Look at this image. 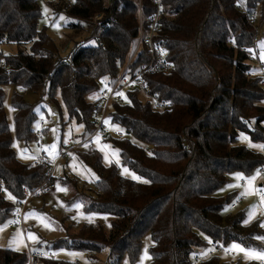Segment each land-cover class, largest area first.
Wrapping results in <instances>:
<instances>
[{
	"label": "trees",
	"instance_id": "trees-1",
	"mask_svg": "<svg viewBox=\"0 0 264 264\" xmlns=\"http://www.w3.org/2000/svg\"><path fill=\"white\" fill-rule=\"evenodd\" d=\"M46 1L51 13L71 19L66 29L78 34L59 55L49 48L46 29L37 27L39 0H0V222L10 220L24 191L41 185L46 171L43 163L17 160L3 87L17 85L51 101L58 93L69 122L82 126L83 139L97 110L92 95L119 75L140 25L145 30L156 11L152 0ZM160 3V29L154 39L166 50L172 70L146 76L145 85L150 95L168 105L158 109L140 91L126 94L127 99L113 102L107 112L109 122L125 136L103 139L143 181L122 176L113 164L104 165L94 148L74 153L98 179L82 184L63 175L59 181L72 194L67 203L79 202L86 215L112 216L110 228L62 218L63 235L48 241L44 250L82 252L89 264H96L102 254V264H121L125 257L132 264L149 235L150 264H256L243 253V258L227 261L216 252L226 255L233 243L264 252V218L245 223L247 208H230L236 194L218 195L232 175L250 179L264 166L263 150L249 146L264 145V90L259 78L246 77L253 27L258 31L264 24V0ZM98 15L97 28L92 20ZM93 34V40L76 48ZM8 45L16 49L4 54ZM69 50L74 51L72 61L63 65ZM149 59L144 45L130 62L129 74ZM11 104L16 138L24 144L37 141L34 106L19 95L12 96ZM212 244L219 250L210 251ZM0 264H27L26 251L0 247ZM40 264L78 263L56 256Z\"/></svg>",
	"mask_w": 264,
	"mask_h": 264
},
{
	"label": "rangeland",
	"instance_id": "rangeland-1",
	"mask_svg": "<svg viewBox=\"0 0 264 264\" xmlns=\"http://www.w3.org/2000/svg\"><path fill=\"white\" fill-rule=\"evenodd\" d=\"M46 3V0H39V12H41V18L37 22V27H39V29H46V33L52 43H50L49 48L59 55L63 53L67 46H69L70 42H73V39L77 38L78 34L72 29H69V27L66 29L67 23H69L71 19L61 13L54 15L51 13ZM92 22H94V20H92ZM73 23H76V21ZM87 33L88 32H85L84 36H87ZM257 35L259 36V39L256 47L259 51L260 58L261 51L264 50V48L261 47L264 45V24L258 27ZM15 49L14 45H8L7 47H4L2 51L4 54H7L13 53ZM3 89L4 112L9 126V134L12 136V150H14L15 156L20 162L31 163L39 154H41L42 151L45 152L49 159L53 160L58 155L57 147L60 143L64 144L67 141H70L73 137L75 140L80 138L83 129L74 121L71 120V122H69L65 108L60 102V96L58 93H55L54 98L51 101L46 95H43L41 98L40 95L34 94L28 89H23L17 85H8L3 87ZM13 95L21 96L24 101L34 106L36 120L32 124V130L40 133V137L37 141L24 144L16 138L13 119L14 108L11 104V98ZM94 96L95 93L92 97L94 98ZM139 98L141 99V97ZM37 143H39L40 146H37ZM93 147L100 154L101 162H103L104 165H115L119 168V173L122 176L133 180L132 176L127 172L122 174L123 169H127V167L120 162L118 149L111 147L108 142L103 140H94ZM128 171L131 172L130 170ZM131 173L136 175L134 172ZM63 175L69 177L74 176L78 178L82 184H88L97 181L98 179L90 167L80 163L75 157H73L72 160L67 161V163L61 162V165L57 167L54 174L56 179L55 189H53L48 195H39L29 200L24 210L25 213L22 220V226L15 225L13 228H9L6 226L7 221L0 222V247L21 252L25 251L27 246L32 249L44 250L45 244L48 241H53L63 235L60 220L66 217L70 222L78 225L89 222L100 223L106 231H109V222L112 220V216L106 214L86 215L81 209V206L79 208L75 207L79 202H73L71 204L67 203V200L72 197V194L70 189L62 185L59 181ZM238 177L239 176L236 174L232 175L229 182H227L222 190L218 192V195L224 196L226 193L233 190L240 191L238 189V181L240 180V177ZM139 178L140 179L137 181H143L141 177ZM262 183L264 189V179L261 181V184ZM58 187L60 190H58ZM253 197L252 194V197H249L247 201L241 205L248 206L246 211L248 219L250 213L251 219L255 217L256 213L254 208L256 205H261L264 210V202L261 201L259 203L255 197ZM227 210H230V208L227 207ZM31 237H35V239H32ZM151 243V237L145 235L142 240L139 255L136 261L132 264H150L148 249L151 247ZM145 251L149 258L142 261L141 258ZM216 253H218L217 255L221 259L227 261L233 260L237 258V256H243L239 253H231V251L226 255L221 254L220 252ZM54 255H56L58 259L71 262L76 261L78 264H89L87 255L82 252L60 250L54 252ZM98 258L100 259L96 264H102L105 260V254L98 255ZM121 264L131 263L125 257Z\"/></svg>",
	"mask_w": 264,
	"mask_h": 264
},
{
	"label": "built area",
	"instance_id": "built-area-1",
	"mask_svg": "<svg viewBox=\"0 0 264 264\" xmlns=\"http://www.w3.org/2000/svg\"><path fill=\"white\" fill-rule=\"evenodd\" d=\"M152 4L156 11L154 15L148 22V27L143 30L142 24L139 27L138 37L134 49L130 53V58L127 63L122 68V71L115 78L112 84L104 89H101L97 93V110L94 113L92 127L90 133L86 135L83 139H78L71 143L60 144L58 148V155L55 159H49L43 152L39 154L32 165L38 166L41 163L45 164L46 171L44 176V181L41 185L36 187L33 190L24 191L25 198L20 202H16L17 207L13 210L11 218L7 222L6 226L13 228L15 225L22 226V220L24 216V209L27 206L29 200L39 195H48L53 189H55L54 174L57 167L61 162H66L72 159L74 153L82 150H92L94 140H102L107 138L110 135L115 137H124L125 132L120 130H115L116 128L112 123L109 122L107 112L111 104L115 101L122 102L125 99L126 94L140 91L141 94L149 100L153 101L158 109L167 107L166 102H159L156 98L148 93L147 85H145V77L153 74L169 73L172 70V64L168 60V54L163 46L159 45L155 41L157 32L160 29L159 17L161 12V3L160 0H152ZM240 11L245 13L247 12L243 6H240ZM253 18V15L251 16ZM94 25L96 27H101L99 24L100 16L94 17ZM254 28V36L252 37L251 43V52L249 54V59L247 64L251 67L250 70L246 73L248 79L259 78L260 86L264 90V62L259 58V51L257 50L256 44L258 42L259 36L257 35L258 31L256 26ZM95 38V34L91 37L84 39L79 42L76 48H81L83 45L89 43ZM147 49V53L150 55V59L147 63L140 65L133 74H129L128 66L130 62L139 55L141 47L144 46ZM232 46V44H230ZM74 51L69 50L66 55L61 59L63 65H67L72 61ZM117 93H122L123 95H118ZM105 121H108L106 124ZM39 146V143L37 144ZM264 155V150H263ZM255 179L262 180L264 179V166H260L255 170ZM243 182V181H242ZM261 188H256L254 192V197L257 202L264 200V191H257ZM246 196L242 195L237 198L236 201L231 203L230 208L236 209L241 201H243ZM257 212L260 217L264 218V210L261 205H257ZM219 250V246L212 244L210 246V251L216 252ZM27 264H40L42 260L50 259L54 260L56 256L49 251L35 250L28 248L26 252ZM256 264H264V260L256 259Z\"/></svg>",
	"mask_w": 264,
	"mask_h": 264
},
{
	"label": "crops",
	"instance_id": "crops-1",
	"mask_svg": "<svg viewBox=\"0 0 264 264\" xmlns=\"http://www.w3.org/2000/svg\"><path fill=\"white\" fill-rule=\"evenodd\" d=\"M99 92V91H98ZM98 92H96L95 93V97L97 96V93ZM36 134H37V136H38V138L40 137V133L39 132H35ZM83 133V132H82ZM81 133V134H82ZM73 141H75V139H74V137L73 138H71L70 139V141H67L66 143H71V142H73ZM38 144V143H37ZM60 144H62V143H60ZM59 144V145H60ZM58 145V146H59ZM39 146H40V144H39ZM44 154H45V152L44 151H42ZM80 152V151H79ZM82 152H86V150H82ZM46 155V154H45ZM74 157V155L72 156V158ZM36 159V158H35ZM72 160V159H71ZM70 161V160H69ZM34 162V161H33ZM33 162H31V163H33ZM64 163H67V162H64ZM60 165H61V163H60ZM253 177H255V175L253 176ZM252 177V178H253ZM252 178H250V179H246V178H244V177H242V176H240V180L238 181V189L240 190V191H235V190H233V191H229L228 193H230V192H234L235 194H236V196H235V198L230 202V206H231V203H233L234 201H236V199L237 198H239V197H241L242 195H244V196H246V198L243 200V201H241V203H240V205L235 209V210H238V209H241V208H248V206L247 205H245V206H241L242 205V203H244L245 201H247V199L249 198V197H252V194H253V196H254V192H255V190H256V188H261V189H263V183L261 184V181H263V179L262 180H257L256 181V179L254 178V179H252ZM247 180V181H246ZM251 181V183H249V181ZM243 181V182H242ZM228 193H226V194H228ZM224 196H226V195H224ZM254 198V197H253ZM255 217L253 218V219H248V217L246 216V221H248L247 223L249 224V223H251V222H253V221H255V220H257V218H260V216H259V214H258V212H257V205L255 206ZM25 210V209H24ZM25 213V212H24ZM28 248H30V247H28L27 246V248H26V252H27V249ZM32 249V248H31ZM37 250H41V249H37ZM43 251V250H42ZM49 252H51V251H49ZM240 253V252H237V251H232L231 253ZM53 253V252H52ZM242 253V252H241ZM54 254V253H53ZM244 254V253H243ZM56 256V255H55ZM256 260V259H255Z\"/></svg>",
	"mask_w": 264,
	"mask_h": 264
},
{
	"label": "snow or ice",
	"instance_id": "snow-or-ice-1",
	"mask_svg": "<svg viewBox=\"0 0 264 264\" xmlns=\"http://www.w3.org/2000/svg\"><path fill=\"white\" fill-rule=\"evenodd\" d=\"M63 19V18H61ZM262 48H264V45L261 46ZM249 51H252L251 49H249ZM260 59L262 62H264V50L261 51L260 54ZM118 95H123L122 93H117ZM127 99V98H125ZM105 123L107 124L108 121H105ZM82 127V126H81ZM115 130L119 131L118 128H116ZM246 139V138H245ZM15 146V145H14ZM250 147L254 146V145H249ZM255 147H259L261 150H264V145H255ZM125 172H127L129 175L132 176V179L134 180H139L140 178L137 177L136 175H134L133 173L129 172L128 169H123L122 174H124ZM239 178V177H238ZM255 177H253L252 179H254ZM145 183H147V181H144ZM249 183H251V181H249ZM58 190L59 187H58ZM257 191H264V189H258ZM9 198L11 199L12 197L9 196ZM262 202H264V200H262ZM81 205L79 203H77L75 205L76 208H79ZM249 219H251V213L249 214ZM11 222V221H9ZM248 221H245V223H247ZM261 227H264V223L261 224ZM32 239H35V237H31ZM260 239H264V238H260ZM209 243H211V241H209ZM226 251H237V252H242L244 253L246 258H255V259H260V260H264V252H256L252 249H244L242 247H240V245L233 243L232 245L229 246L228 249H226ZM203 255V253H202ZM149 258L147 256V253L145 251L144 255L142 256L141 260L143 261L144 259Z\"/></svg>",
	"mask_w": 264,
	"mask_h": 264
},
{
	"label": "bare ground",
	"instance_id": "bare-ground-1",
	"mask_svg": "<svg viewBox=\"0 0 264 264\" xmlns=\"http://www.w3.org/2000/svg\"><path fill=\"white\" fill-rule=\"evenodd\" d=\"M102 140H103V139H102ZM102 140H101V141H102ZM232 210H233V209H232ZM234 210H235V209H234Z\"/></svg>",
	"mask_w": 264,
	"mask_h": 264
}]
</instances>
